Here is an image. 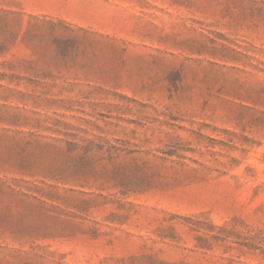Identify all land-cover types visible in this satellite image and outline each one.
I'll return each mask as SVG.
<instances>
[{
	"label": "rangeland",
	"instance_id": "rangeland-1",
	"mask_svg": "<svg viewBox=\"0 0 264 264\" xmlns=\"http://www.w3.org/2000/svg\"><path fill=\"white\" fill-rule=\"evenodd\" d=\"M0 264H264V0H0Z\"/></svg>",
	"mask_w": 264,
	"mask_h": 264
}]
</instances>
